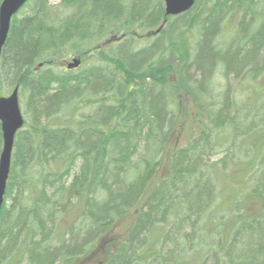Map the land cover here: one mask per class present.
<instances>
[{
    "label": "trees",
    "instance_id": "16d2710c",
    "mask_svg": "<svg viewBox=\"0 0 264 264\" xmlns=\"http://www.w3.org/2000/svg\"><path fill=\"white\" fill-rule=\"evenodd\" d=\"M1 65L0 264H264V0H30Z\"/></svg>",
    "mask_w": 264,
    "mask_h": 264
},
{
    "label": "water",
    "instance_id": "95a60500",
    "mask_svg": "<svg viewBox=\"0 0 264 264\" xmlns=\"http://www.w3.org/2000/svg\"><path fill=\"white\" fill-rule=\"evenodd\" d=\"M30 0H4L0 7V61L3 49L7 43L12 19ZM167 16H179L193 9L196 0H164ZM81 66L80 59H73L68 65L69 70ZM0 122L3 133V151L0 158V212L5 204L8 180L11 172L12 156L16 135L25 125V119L20 108L19 88L8 97L0 99Z\"/></svg>",
    "mask_w": 264,
    "mask_h": 264
},
{
    "label": "rangeland",
    "instance_id": "374dc122",
    "mask_svg": "<svg viewBox=\"0 0 264 264\" xmlns=\"http://www.w3.org/2000/svg\"><path fill=\"white\" fill-rule=\"evenodd\" d=\"M53 3H58V2H56V1H53ZM142 35H143V37L144 38H147V36H148V34L147 33H145V34H138V36H137V38L139 39V37H142ZM143 38V39H144ZM73 58H75V56H74V54H68V56H67V58H65V59H62V60H60V61H58L57 62V66L56 67H59V69L61 70V71H67V65L72 61V59ZM0 69H2V65L0 66ZM8 81H10V80H8ZM10 82H7L6 83V85H5V87H6V95L4 96V97H8L10 94H11V90H10V88L8 87V84H9ZM9 88V89H8ZM10 90V91H9ZM20 103H21V109H22V112H23V115H24V117H25V119L27 118L26 117V115H25V107H24V105H25V102H24V99L21 97L20 98ZM9 205L11 204V202H9L8 203ZM129 224V222L128 221H125V222H123L122 224H120V225H118L114 230H113V233H112V235H115V234H117V233H122V232H124V230H125V228H126V226Z\"/></svg>",
    "mask_w": 264,
    "mask_h": 264
}]
</instances>
